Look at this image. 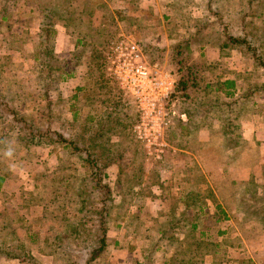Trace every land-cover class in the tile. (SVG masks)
Listing matches in <instances>:
<instances>
[{
  "label": "rangeland",
  "instance_id": "rangeland-1",
  "mask_svg": "<svg viewBox=\"0 0 264 264\" xmlns=\"http://www.w3.org/2000/svg\"><path fill=\"white\" fill-rule=\"evenodd\" d=\"M68 1L72 2L71 8L82 9L85 6V0ZM120 1L123 2L110 1L113 13L123 11L124 6L129 9L136 6L138 9L134 13L141 19L132 22L128 16L120 21L119 33L110 42V49L106 53L109 65L115 44L128 38L137 43L142 59L148 66L157 64L175 77L173 70L176 65L172 62V52L180 40L177 35L193 31L191 26L194 20L206 17L204 12L207 11L205 5L208 0H139L140 3L129 4ZM247 1L219 2L223 3L221 9L225 13H228L227 8L223 6L231 4L230 20L233 25L230 36L239 34L243 19H249L243 15L252 11ZM19 3L14 13L21 24H14L11 30L15 33L27 32L30 31L27 27L34 26L31 29L34 32L37 12L32 13L30 6ZM101 15L99 10H94V25L99 24ZM56 22L58 60L67 61L73 53H78L80 61L89 60L90 57L85 56H88L89 44L93 42L86 40L85 45L77 43V36L71 35L65 23L59 18H56ZM222 27L216 22L212 28L204 30L206 34L203 37H193L189 43L185 73L189 74L187 69L191 68L196 72L201 70L200 76L207 77L198 89L194 86L188 89L189 97L176 99L170 104L167 101L170 115L163 139H160L163 142L159 147L161 151L154 146H145L137 136L135 126L139 120L129 129H124V125L131 123V115L137 108L140 111L136 100L133 102L128 95L129 110L124 112L119 105L122 112L113 111L112 114L119 117H114L118 125H112V129L107 131H99V126L86 120L90 105L81 104L82 112L76 123H80V128L84 129L78 130L74 138L77 143L81 142V148L89 145L91 158L96 161L95 166L102 169L101 173L105 176L103 182L111 189L107 245L92 264H161L163 258L171 255L173 247L182 241H186L185 248L195 242L193 248L205 258V264H251V260L255 264H264V224L259 218L262 214L250 213L254 209H262L264 203V97L261 95L264 93V68L258 66L253 57L243 53L236 44L224 52V34L220 32ZM30 48L31 45L28 46ZM1 51H7V47L4 45ZM15 59L22 66L19 72L21 81L31 86H41L46 82V77L43 79L35 69V61L27 59L20 52ZM208 63H218L219 66L211 72L207 70ZM68 67L70 65L66 64L64 69ZM108 71L106 78L109 79V86L116 90L120 84L115 75ZM60 73H54L60 76L59 92L52 91L50 94L55 102L51 113L54 119L50 112L49 116L54 129L63 130L66 135L69 134L68 138H72V115L78 106L72 109L69 98L75 85L84 83L80 76L83 73L79 70L76 72L77 78L68 80ZM51 79H48V83L53 82ZM227 79H235L237 87L222 86L216 90L218 81ZM8 83L9 77H0V91ZM207 83L210 90L204 95L203 88ZM255 86L262 88L255 89ZM250 88L252 96L247 97ZM227 91H230L229 94ZM191 97L199 99L192 100ZM116 100H119L117 96L112 97L97 111L107 112V108L112 111L111 105ZM40 107L39 115L35 114L34 118L44 128L47 125L41 118L46 119L47 110L41 115L43 107ZM17 109L26 110L27 104L22 103ZM27 112L32 113V110ZM206 125L210 130L208 134L201 132L207 129ZM200 134L208 140V146L197 143ZM0 140V167L10 174L0 192V221L22 218L26 226H32L38 238L27 254L31 253L44 264H60L63 259L51 254L48 248L43 250L45 240H51L55 232L47 231L41 225L32 199L44 190L45 182L53 179L54 163L58 157L67 158L69 169L78 173L80 178L88 177L91 168L80 154L70 147H64V144H60L58 150L48 149L45 141L33 143L30 147L19 146L17 132L10 130L7 123L0 122ZM80 178L79 185L83 183ZM74 182L71 181L70 190L74 189ZM85 183L89 190L91 184L88 181ZM47 189L45 195H49L54 188L50 186ZM102 193L99 189L93 190L89 196L101 202ZM100 202H94L96 207ZM245 202L252 205L247 212L244 210ZM171 219L180 225L176 226ZM192 223L198 224L197 229L191 227ZM23 230L19 228V232ZM165 234H174L178 238L174 237L171 243L166 238L162 239ZM81 236L90 240V230L84 231ZM156 243L160 244L159 250L150 253ZM166 243L171 246L167 253L163 252ZM75 253L80 255V260L85 257L81 255L85 254L81 248ZM77 257H74L75 260ZM68 259L71 260L72 255ZM0 264H18V260L0 255Z\"/></svg>",
  "mask_w": 264,
  "mask_h": 264
},
{
  "label": "trees",
  "instance_id": "trees-1",
  "mask_svg": "<svg viewBox=\"0 0 264 264\" xmlns=\"http://www.w3.org/2000/svg\"><path fill=\"white\" fill-rule=\"evenodd\" d=\"M110 1L113 0H85L84 8L78 9L71 8L72 2L68 0H0V77H9L10 80V83H8L5 89L0 91V122L2 124H9L10 130L17 132L19 146L30 147L33 143L40 144L45 141L48 149L54 148V150H58L60 144H64V147H70L78 155L80 154V157L91 168L88 177L80 178L78 173L69 169L70 164H68L69 161L67 158L64 159L62 156L58 157L54 163L53 179L45 182L43 186L44 190L40 192L38 197L32 199L41 225L47 231L53 230L55 232L51 240L48 238L45 240L43 250L48 248L51 254L63 259L60 264H92L107 245V216L111 212V189L106 182H103L105 176L101 173L102 169L95 166L94 163L96 161L91 158L92 155L90 154L89 145H84L81 148V142L77 143L74 134L78 133V130L84 129L80 128V123H76L82 112L80 109L81 104L90 105V111L88 112L86 120L99 126V131L104 129L107 131L112 129V125H118V120L115 118L119 119V117H115L112 114L113 111L122 112L118 107L119 105L124 112L129 110L128 104L130 105V102L126 97L127 93L118 85L116 87L117 91L109 86V79L106 78V72L109 67V56L106 53L110 49V42L119 33L120 21H123V18L129 16V21L135 22L141 19V17L134 13L138 9L136 6L135 9H129L124 6L123 11L121 9L117 13H113L109 5ZM124 1V3L128 4L130 2L140 3L139 0ZM221 1L208 0L205 5L207 11L204 12V16L206 17L194 20L191 26L193 31L184 32L183 35L180 32L177 35V38H180V40L172 52V62L176 65V69L172 70L177 79V86L171 95L169 104L176 99L189 97L188 89L191 86L198 89L201 82L206 80V75H203V77L200 76L199 73L202 72L201 70L196 72L189 68L187 69L189 74H186V68L188 67L185 59L187 58V54L189 55V43L192 38L201 37V35L203 37V34H206L204 30L212 28L216 22L223 25L220 32L224 34V42L222 44V50L224 52L231 45L236 44V46L243 50V53L250 54L258 66L264 68V0L247 1V4L252 6V11L243 13L249 19L245 21L243 19L242 26L238 31L239 34L235 33V36L229 35L230 28L233 25L230 20L231 4L228 3L223 6L225 9L227 8L228 13H225L221 9V4H223L219 3ZM19 2L30 6V12H37L35 16L36 21L34 22L36 27L34 32L31 31L34 26L27 27L30 30L27 32L15 33L12 31L14 24H21V21L16 19V14L14 13L16 6L20 4ZM175 3L184 2L176 1ZM202 7L204 8V6ZM95 9L102 13L98 25H94L95 23L92 17ZM253 12H255L254 16L252 14ZM56 18L61 19L65 23V28L71 35L77 36L75 37L77 43L81 42L85 45L86 40L93 42L89 44L90 47L87 50L88 56H85V58L90 57L89 60L80 61V57L77 58L78 53H73L72 57L67 59V61L63 62L60 59L58 60L56 51L58 34ZM182 26L185 28V25ZM171 38H174V36H171ZM4 45L7 47V51H1ZM29 45H31L30 49H28ZM19 52L24 54L27 59L35 61L34 67L39 75L43 79L44 76L46 77L44 84L41 83V86H31L21 81L19 72L22 66L15 59ZM55 62L62 63L58 65ZM66 64L70 65L68 69H64ZM218 66V63H208L207 70L212 72ZM79 70L83 73L80 76L84 83L76 84L73 88V94L69 98L72 109L76 106L78 108L73 111L72 131H70L72 138H68L69 134L66 135V132L63 130L54 129L52 126L50 116L53 118L51 113L55 102L50 97V94L52 91L59 92L58 85L60 82L58 81H60V76L54 75V73H58V71L60 73L61 71L60 75L68 80L77 78L78 74L76 72H79ZM49 78H52L51 80L53 82L48 83ZM64 78L63 81L65 80ZM217 84V87H215L216 90L221 89L222 86L225 88L237 87L235 79L218 81ZM256 88L257 86H255ZM261 88V86H258L257 89ZM209 90L210 84L207 83L203 88V91H205L204 95L207 92L209 93ZM229 92L227 91V94ZM249 92L246 93L247 96H251ZM116 96L119 100L114 101L111 105L112 111L108 108L107 112L101 111L99 113L97 111L100 110L102 104L111 101L112 97ZM191 98L192 100L199 99L197 97ZM22 103L27 104L28 109L23 111L18 110L17 107ZM226 103L228 105L230 104L229 102ZM40 105L43 107L41 115L47 110V114L45 115L47 120L43 117L41 118L47 125L44 128L34 118L35 114L39 115V111L41 110ZM29 110H32V113H28L27 111ZM139 115L140 111L137 108L135 113L131 115V123L124 125V129H129V127L133 126L139 120ZM238 145L241 146L242 144L238 143ZM9 175L6 171H2V167H0V192L3 191L8 181L7 176ZM78 178L83 181L81 185L78 183ZM72 180H75V187L73 190H70L69 186ZM86 181L91 184L89 190H87L88 186L85 183ZM50 186L54 188L52 190L53 192L51 191L52 194L45 195L48 191L47 188ZM98 189L104 192L101 196V202L94 201L89 196L93 190ZM94 202L100 203L96 207V203ZM244 204V210L247 212L252 205L248 202ZM218 207L220 208L221 206L218 205ZM262 207V209H254L250 213L262 214L259 218L264 224V203ZM48 222L50 223L48 224ZM171 222L175 223L176 226L180 225L176 220L171 219ZM197 226V223L191 224L193 229H197ZM20 227L24 228V232H19ZM86 230H90V240L81 236ZM202 234L205 235V232L202 231ZM174 237L177 236L174 234L170 236L165 234L162 236V239L166 238L172 243ZM37 239V235L32 226H26L22 218L18 220L10 219L9 221H0V255L18 260V264H23V262L25 264H44L40 260H37L31 253L27 254L28 249H32L31 247L37 242ZM88 242L90 243L87 246L86 243ZM185 243L186 241H182L176 244L173 247L171 255L163 258L161 264H205V258L199 255L200 253L197 254L196 248H193L196 243L191 242L186 248ZM80 245L82 246L80 247ZM168 247H171L170 243H166L163 252H169ZM80 248L85 253L81 254L85 255L82 260L79 258L80 255L75 253ZM159 248L160 244L156 243L154 247H151L150 253H156ZM203 254L205 255V253ZM70 255H72L71 260L68 259ZM74 257H77L76 260ZM250 263L255 264L252 260Z\"/></svg>",
  "mask_w": 264,
  "mask_h": 264
},
{
  "label": "built area",
  "instance_id": "built-area-1",
  "mask_svg": "<svg viewBox=\"0 0 264 264\" xmlns=\"http://www.w3.org/2000/svg\"><path fill=\"white\" fill-rule=\"evenodd\" d=\"M111 55L108 70L115 75L120 86L134 96L140 108V119L135 126L137 136L145 146H154L161 151L159 147L163 142L160 139H163L170 115L166 103L176 89V78L157 64L148 66L134 40L121 39Z\"/></svg>",
  "mask_w": 264,
  "mask_h": 264
},
{
  "label": "crops",
  "instance_id": "crops-1",
  "mask_svg": "<svg viewBox=\"0 0 264 264\" xmlns=\"http://www.w3.org/2000/svg\"><path fill=\"white\" fill-rule=\"evenodd\" d=\"M123 1H118V3H122ZM118 81V80H117ZM119 83V82H118ZM238 83H237V81H236V85H237ZM120 86V85H119ZM249 90V89H248ZM249 92V91H248ZM247 92V93H248ZM249 93H251V92H249ZM128 95V97H130V98H132L133 100V102H135V98H134V96L133 95H131L130 93H127L126 94V96ZM262 95V97H264V93H262L261 94ZM247 96V95H246ZM251 96H252V94H251ZM251 96H247V97H251ZM179 100V99H178ZM190 118V117H189ZM206 128H207V125H206ZM202 133H205V134H208V132H210V130L207 128V129H205L204 131L202 130L201 131ZM202 137V138H201ZM197 143H199L200 145L202 144V145H204L205 147L206 146H208L207 144H208V140L205 138V137H203L202 136V134H200V139H198V142ZM207 143V144H206ZM13 260H15V259H13ZM23 264H25L24 262H23Z\"/></svg>",
  "mask_w": 264,
  "mask_h": 264
}]
</instances>
